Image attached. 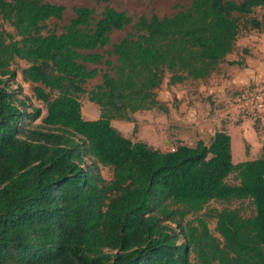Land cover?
Here are the masks:
<instances>
[{
  "label": "trees",
  "instance_id": "1",
  "mask_svg": "<svg viewBox=\"0 0 264 264\" xmlns=\"http://www.w3.org/2000/svg\"><path fill=\"white\" fill-rule=\"evenodd\" d=\"M178 7L134 20L112 6L99 14L74 6L60 30L49 23L64 19L65 5L0 0V264H193L192 254L197 264H264V145L258 158L235 163L225 130L163 151L112 122L167 112L157 98L167 76L169 85L207 80L242 32L264 31V0ZM17 60L43 117L17 79ZM86 93L97 119L83 116ZM240 200L252 202V216L231 207ZM213 201L224 207L204 213Z\"/></svg>",
  "mask_w": 264,
  "mask_h": 264
},
{
  "label": "rangeland",
  "instance_id": "2",
  "mask_svg": "<svg viewBox=\"0 0 264 264\" xmlns=\"http://www.w3.org/2000/svg\"><path fill=\"white\" fill-rule=\"evenodd\" d=\"M48 1L58 4H63L66 6L64 19L63 20L54 19L49 23L50 26H54L55 23L58 24L59 29L61 30L62 26L67 22H69V20L72 17H74L75 15L73 11L74 6H88L91 8H95L97 14L101 13L107 6H112L115 7L116 9L126 11L130 16L134 18V20H136L139 16L143 14H149L152 11H155L159 15H165V14L172 15L179 10L178 5L187 6L191 3L192 0H111L110 2H99L97 0H48ZM261 14L262 13L260 12L259 15ZM0 23H3V20L0 19ZM4 24L7 26L9 30H13V28L10 27L7 23ZM132 29H133V24L127 26L123 30L114 31L112 34V40L113 41L120 40L121 38L126 36V34ZM108 48L109 47L104 48L101 51H105ZM262 48H264V31L260 32L253 30L250 32H242L237 41L236 51L233 54H231L229 56V59H227L221 65L217 73H215L207 80L194 83V85L191 82V84L194 87L199 88V90L193 93V96H196L193 99L195 103L197 101H200L199 110L197 111L200 117L202 116V114L209 111V107L207 106V104L213 102L212 97L214 99H218V91L213 92L211 88L220 86L223 83V79L229 76L231 77L233 74L239 72L246 66L245 65L246 62H244L243 65H231L229 64L230 61L236 59L246 60L248 56L257 57L259 51ZM245 49H247L248 51L247 53L244 52ZM25 66H27V63L24 60H17V62H15V64L13 65L14 69L17 71L18 74L17 77L18 81L23 85L25 92L28 93L30 96H32L34 104L42 108L43 110L42 117H43L46 114V108L44 104L41 101L37 100L36 97L34 96L33 89L35 85L30 82H24L22 79L21 70ZM261 74H264V72ZM168 78L169 76L166 77L161 88L157 90V98L160 101V103H162L165 107H167L168 109L167 112L162 109H151V110L140 111L137 113V116H135L134 121H126V120L123 121L120 119H114L112 121L114 126H116L119 130H121L125 136L130 137L135 141L141 140L147 142L150 145L156 147L158 146L165 150H173L179 141L185 142V140H181L180 136L184 137V139H186L188 141V144L190 145H194L198 139H204L207 143H209L210 132L204 134L202 132H199L196 128L193 127L187 128L183 132H177L175 129L174 130L172 129V126H170V124L172 123L180 122V120L175 119L173 115L177 113L174 110L175 108H177L178 110L181 109L182 101H180L181 97L179 96L181 94V91L180 90L175 91L172 85L168 84ZM101 80H102L101 75L97 76V78L93 80H90L86 85L87 89L90 90L95 84L101 82ZM197 84L199 85L196 86ZM185 85L187 84H182L177 87L178 89H182L185 87ZM241 89L242 88L240 87L232 88L230 90L229 97L232 99L233 103H236L238 108L243 113L249 115L245 111H243L242 107L239 106L236 102ZM191 90L194 91L193 88ZM80 100L82 102V111L84 113L85 118L90 117L95 119L100 117V112H101L100 107L97 104L90 101L88 93L81 94ZM188 110L189 109L187 108L186 111H184L185 115ZM41 121L42 120L39 119L37 123H41ZM180 128L184 129L185 127H180ZM100 167H101V172L105 178L111 179L113 177V171L110 167H106L103 165H100ZM228 181L230 183H236L237 178L235 177V175H232L228 179ZM223 207L224 205H222L221 203L213 201L206 207V209L203 212L205 213L210 209L213 208L221 209ZM231 207H238L242 209V213L246 216H252L254 214V206L250 200L236 201L231 205ZM193 217L194 216H190V218ZM210 228L216 236H219V233L215 230L216 219H212L210 221ZM191 260L193 264H197L195 262L196 258L194 254H192Z\"/></svg>",
  "mask_w": 264,
  "mask_h": 264
},
{
  "label": "crops",
  "instance_id": "3",
  "mask_svg": "<svg viewBox=\"0 0 264 264\" xmlns=\"http://www.w3.org/2000/svg\"><path fill=\"white\" fill-rule=\"evenodd\" d=\"M245 62L246 66L242 70H238L239 72H236L231 77L229 76L223 79V83L220 86L211 88L213 92L218 91V99H214L212 97L213 102L207 104L209 111L202 114L201 117L197 112L199 110L200 101L195 103L193 99L196 97L193 96V93L199 90V88L194 87L193 85L194 83L202 80H188L185 83H182L187 84L182 89H178L177 87L182 84L172 85L175 91H181L179 96L181 97L180 101H182L181 109L178 110L175 108L174 110L177 113L173 115L174 118L180 120V122L170 124L172 129H175L177 132H183L187 128L193 127L204 134L210 132V138L213 137L216 131L225 130L231 136L232 154L235 163L258 158L262 153L264 145L254 120L249 115L243 113L238 108L236 103H233L232 99L229 97L230 90L232 88H243L250 80L253 79V77L257 74L261 75V73L264 72V48L259 51L257 57L248 56ZM198 85L199 84L196 86ZM192 88L194 91L191 90ZM187 108L189 110L185 115L184 111H186ZM138 112L134 114V120ZM85 119L92 120L93 118L86 117ZM180 127L185 128L183 129ZM180 138L181 140H185V142L179 141L178 143L181 142L188 144V141L184 139V137L180 136ZM156 148L163 151H169L158 146Z\"/></svg>",
  "mask_w": 264,
  "mask_h": 264
},
{
  "label": "built area",
  "instance_id": "4",
  "mask_svg": "<svg viewBox=\"0 0 264 264\" xmlns=\"http://www.w3.org/2000/svg\"><path fill=\"white\" fill-rule=\"evenodd\" d=\"M236 102L254 120L264 142V74L253 77L240 90Z\"/></svg>",
  "mask_w": 264,
  "mask_h": 264
},
{
  "label": "water",
  "instance_id": "5",
  "mask_svg": "<svg viewBox=\"0 0 264 264\" xmlns=\"http://www.w3.org/2000/svg\"><path fill=\"white\" fill-rule=\"evenodd\" d=\"M214 137H212V139H213Z\"/></svg>",
  "mask_w": 264,
  "mask_h": 264
}]
</instances>
